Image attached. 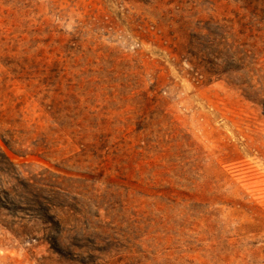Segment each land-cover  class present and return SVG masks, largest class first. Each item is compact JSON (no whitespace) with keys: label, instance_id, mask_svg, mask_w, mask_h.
Here are the masks:
<instances>
[{"label":"rangeland","instance_id":"obj_1","mask_svg":"<svg viewBox=\"0 0 264 264\" xmlns=\"http://www.w3.org/2000/svg\"><path fill=\"white\" fill-rule=\"evenodd\" d=\"M0 264H264V0H0Z\"/></svg>","mask_w":264,"mask_h":264},{"label":"trees","instance_id":"obj_2","mask_svg":"<svg viewBox=\"0 0 264 264\" xmlns=\"http://www.w3.org/2000/svg\"><path fill=\"white\" fill-rule=\"evenodd\" d=\"M262 4L257 3L255 6L251 7L250 14L252 17H257L262 12ZM247 9V8H246ZM249 17V21L240 22L241 26V34L246 38L259 37L254 32L261 31V29H255V24L252 21L253 18ZM201 23V21H200ZM227 28L225 25L220 26L218 22H216L215 29L219 30L221 28ZM196 34L191 35L187 47L190 50H187V53L190 56V63L194 72L198 75L207 76H218L224 75L228 73L229 70L238 71V70H248L249 72H254V68L246 63L245 59L249 57L247 52L245 51L244 57L243 53H241L240 60L243 62L242 65L238 68H232L225 59L227 52L229 51L228 46L223 45V42H218L219 33L212 28V26H203L200 27ZM227 30H225L226 32ZM262 33V32H261ZM228 37V36H227ZM224 39V37H222ZM221 38V39H222ZM223 46V47H222ZM244 52V51H243ZM193 72V74H194ZM2 156L8 161L9 164H13L11 159L5 154L1 153ZM18 178V177H17ZM18 182L23 188V191L27 194V197L24 199L26 205H22V209L30 207L33 210H36L39 213V216H43L47 219V223L51 226V230L55 235H60L62 233V223L57 220L52 214H50V207L54 205L52 199L48 196H43L35 187L31 186L24 180L18 178ZM72 232H77V227H71L69 229ZM56 236L50 237V242L52 245H55L58 241Z\"/></svg>","mask_w":264,"mask_h":264}]
</instances>
